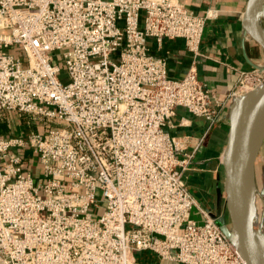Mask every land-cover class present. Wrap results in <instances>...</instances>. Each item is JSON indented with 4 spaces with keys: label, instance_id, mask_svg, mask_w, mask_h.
<instances>
[{
    "label": "built area",
    "instance_id": "1",
    "mask_svg": "<svg viewBox=\"0 0 264 264\" xmlns=\"http://www.w3.org/2000/svg\"><path fill=\"white\" fill-rule=\"evenodd\" d=\"M213 17L181 0H0V114L40 121L0 135V264H247L188 184L226 107L198 76ZM176 39L193 56L179 80L149 45ZM179 108L202 136L169 134Z\"/></svg>",
    "mask_w": 264,
    "mask_h": 264
},
{
    "label": "crops",
    "instance_id": "2",
    "mask_svg": "<svg viewBox=\"0 0 264 264\" xmlns=\"http://www.w3.org/2000/svg\"><path fill=\"white\" fill-rule=\"evenodd\" d=\"M181 1L199 15L215 16L207 22L197 69L204 86L214 92L222 102H226L219 122L195 158L194 171L190 174L188 184L200 206L215 218H221V222L230 228L225 209V171L222 160L231 124L230 110L234 100L231 95L237 87L239 71L263 68L264 51L246 32L247 28L251 33L249 24L244 22L249 0H215L213 3L206 0ZM149 45L155 56L167 59L168 73L172 79H183L187 75L193 63V56L186 49L184 40H165L161 49L153 40L149 41ZM17 124V121L11 122L14 135H19ZM173 125L174 127L168 128L167 131L174 137H200L207 128L203 119L195 117L185 108L177 110ZM256 181L257 188L263 191L264 146L256 164ZM153 260V264H179L159 262L154 258Z\"/></svg>",
    "mask_w": 264,
    "mask_h": 264
},
{
    "label": "water",
    "instance_id": "3",
    "mask_svg": "<svg viewBox=\"0 0 264 264\" xmlns=\"http://www.w3.org/2000/svg\"><path fill=\"white\" fill-rule=\"evenodd\" d=\"M255 6L256 0H249L244 15L245 24L252 20ZM262 18L258 19L257 27L264 35ZM247 30L264 51V39L260 40L252 34L255 29L251 33ZM260 70H264V66ZM236 103L237 98L233 100L230 110L229 138L222 160L225 171V209L230 224V228L225 227V232L235 236L237 248L247 264H264V252L258 244L259 235L251 219L255 210L258 212V197L264 198V190L259 192L256 181V164L264 146V83L250 103L246 132L239 130L234 119Z\"/></svg>",
    "mask_w": 264,
    "mask_h": 264
},
{
    "label": "rangeland",
    "instance_id": "4",
    "mask_svg": "<svg viewBox=\"0 0 264 264\" xmlns=\"http://www.w3.org/2000/svg\"><path fill=\"white\" fill-rule=\"evenodd\" d=\"M260 10L261 13L264 14V0H261L260 2ZM263 17V18H262ZM262 18V27H263V22H264V15L261 16ZM143 23V20H141V24ZM115 61H117L115 59ZM257 70V75H255L254 77V84H257L260 80H264V72H262L260 70V68L255 69ZM68 79L67 77V73H63L61 80L62 82H66ZM257 87V86H256ZM250 90V89H249ZM248 90V91H249ZM245 94V93H244ZM40 121L38 119H33V118H29V117H23L20 118L19 116L17 117V134L21 135V136H28L33 134L35 131H37V126L39 125ZM41 124V123H40ZM21 131H23L21 133ZM36 176V175H35ZM40 182H42L41 179H39ZM259 192L261 193V190H259ZM259 199V200H258ZM257 199V207H258V212L256 215V223H255V230L257 232L258 235H264V198L263 197H258ZM104 210V206H102V209H97V208H93L92 209V214L94 215V217L97 219L99 218ZM193 219L199 220V216L198 213L195 211L193 214ZM227 228H229L228 226H226ZM146 255V254H144ZM143 255H139L138 258H141Z\"/></svg>",
    "mask_w": 264,
    "mask_h": 264
},
{
    "label": "bare ground",
    "instance_id": "5",
    "mask_svg": "<svg viewBox=\"0 0 264 264\" xmlns=\"http://www.w3.org/2000/svg\"><path fill=\"white\" fill-rule=\"evenodd\" d=\"M260 2L261 0H256V6L255 9L252 12V20L250 22H248L249 26H250V30L252 31L253 29V35L255 37H257L260 40L264 39V35L263 33H261L258 29V19L261 18L262 15H264L263 13H261L260 10ZM262 86L259 85L253 89H250L247 93L245 94H240L237 97V103L235 104V112H234V119L236 121V124L239 128L240 131L242 132H246L247 128H248V114H249V107H250V103L256 93V91L258 90V88ZM259 200V199H258ZM247 213V212H246ZM256 210L255 213L252 214L251 219L253 220V224L256 223ZM258 244L260 246V248L262 249V251L264 252V235H259L258 236Z\"/></svg>",
    "mask_w": 264,
    "mask_h": 264
},
{
    "label": "trees",
    "instance_id": "6",
    "mask_svg": "<svg viewBox=\"0 0 264 264\" xmlns=\"http://www.w3.org/2000/svg\"><path fill=\"white\" fill-rule=\"evenodd\" d=\"M22 118V117H21ZM0 135L2 136H13L11 122L7 117H4L0 114ZM142 263L153 264L154 260L152 256L143 255L141 258H138Z\"/></svg>",
    "mask_w": 264,
    "mask_h": 264
}]
</instances>
